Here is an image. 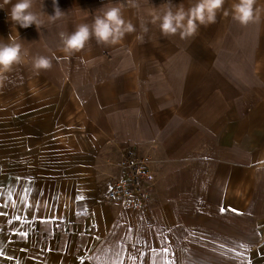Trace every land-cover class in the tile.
<instances>
[{"label": "crops", "instance_id": "obj_1", "mask_svg": "<svg viewBox=\"0 0 264 264\" xmlns=\"http://www.w3.org/2000/svg\"><path fill=\"white\" fill-rule=\"evenodd\" d=\"M167 2L33 0L41 24L22 28L9 16L16 0H0V42L11 35L27 53L0 80V205H8L0 207V264H202L201 237L203 254L247 264V208L189 224L171 187L178 175L195 181L203 172L213 192L264 206V197L246 196L250 181L264 191V0L246 26L233 18L239 0H225L216 23L181 40L154 22ZM196 2L171 0L173 10ZM57 6L63 14L53 18ZM112 6L136 31L115 45L93 37L66 54L61 33L91 26ZM38 56L52 68L37 74ZM126 157L149 158L148 213L109 195L127 175Z\"/></svg>", "mask_w": 264, "mask_h": 264}, {"label": "clouds", "instance_id": "obj_2", "mask_svg": "<svg viewBox=\"0 0 264 264\" xmlns=\"http://www.w3.org/2000/svg\"><path fill=\"white\" fill-rule=\"evenodd\" d=\"M5 3H11V0H5ZM255 3L256 0H239L233 5V18L241 25H248L254 20ZM224 4L225 0H197L187 10L183 7L173 10V4L168 0L164 14L154 16V22L159 21L160 31L165 37L179 35L182 39H189L197 35L200 26L207 27L216 23L217 13L222 10ZM32 8L33 0H16L9 13L14 26L28 28L35 25L39 28L41 21ZM62 14L57 6L55 14L51 16L59 18ZM135 31V26L124 19L121 7H108L101 15L95 16L91 26L80 24L71 34L61 33L63 50L69 56L79 53L93 37L97 44L115 45L122 41L126 34ZM144 31L147 32L146 27ZM9 41L7 44L0 42V80H3L4 74L11 72L15 65L22 63L27 55L22 43L17 42L15 37L10 35ZM33 68L37 74L41 70H50L52 60L46 56H38L33 61Z\"/></svg>", "mask_w": 264, "mask_h": 264}, {"label": "rangeland", "instance_id": "obj_3", "mask_svg": "<svg viewBox=\"0 0 264 264\" xmlns=\"http://www.w3.org/2000/svg\"><path fill=\"white\" fill-rule=\"evenodd\" d=\"M155 1H158V0H153L154 5H157L158 3H155ZM178 37L180 38V40L182 39L179 35H178ZM105 50L111 51L110 48H105ZM120 51L124 52V50H120ZM142 62L143 61L137 62V64L139 65ZM121 80L123 82L125 81L124 79H121ZM147 80L152 81V86H158V84H159V81H158L159 78L153 79V77H152L151 79H147ZM142 86L149 87L147 84H144ZM123 107H124V104L121 103L120 104L121 113L124 112ZM136 113H138V111H136ZM138 159L139 158H137V160ZM148 160H149V158H147V157L141 158V161H143L147 165V168L149 169V173H150L148 177H144L143 179H141L142 184L150 183L149 181H150L151 171H150ZM202 163H203V160H201V164ZM200 167L203 168L202 165ZM204 176L207 177V175L202 172V173H200L199 178L197 176V180L191 181L190 179L187 180V176L183 177L181 175H178L177 176L178 182L171 187V189L175 188L177 191H179V194L181 195V197L184 201V204L182 205L181 208H182L183 215L186 217V221H189V224H190L191 216L196 217L199 219L201 227H202L203 221H206V220L215 221V219H213L212 217H207V214H214L212 216L222 214L220 212V208L222 206L223 207L230 206L229 205V199H232V203L230 206L231 208H235L238 211L239 210L243 211V209L246 210V208H247V210L249 211V214H248V241H249L248 245H249V249H248V254H247V261L249 259H251L253 264H264V216L261 215V211H264V206H262L260 204H257L255 206L248 205V207L240 206L239 202H238V198L240 197V194L237 193V195H232L233 192H231V195L229 194V196H228L229 198H228V197H225L224 188H222L221 190H216L213 192L212 189H209L207 184L204 183V180H206V178L204 179ZM150 185H151V183H150ZM184 185H187V186L185 187ZM252 185H253V183H252V181H250L249 182V191H248L246 196L257 197V198L264 197V191H260V190L255 191L252 189ZM144 192H145V202H147V200H148V198H150V196L146 192L145 187H144ZM200 201H206L207 203H213V201H215V204L212 206L211 205L208 206V205H204V204H199ZM218 202H221L222 204H219ZM202 205H204V206H202ZM144 210H146V212L149 210L148 204ZM196 218H194V219L196 220ZM222 223H224V222H222ZM224 226H225V224H224ZM224 226H223V228H224ZM191 229H192V227L186 228L185 239L186 240L189 239L188 241H190L191 239H194V237L192 235L188 236V234H187L188 231H190ZM215 230L218 233H223V231L218 229V228H215ZM202 232H203V230H201L200 235ZM200 242H201L200 248H199L200 252H199L198 257H200L202 264H218L219 262L227 260L226 255H224V254H219V253L213 254V252H209L210 255H208L207 253L203 254L204 244L207 245L208 241L204 240L201 237ZM188 250L190 251V248H188ZM184 256H185V261L189 263L190 262V253H187ZM209 256H210V258H209ZM211 256H213L215 258V260L213 262H208L209 259L212 260ZM219 264H221V263H219Z\"/></svg>", "mask_w": 264, "mask_h": 264}, {"label": "built area", "instance_id": "obj_4", "mask_svg": "<svg viewBox=\"0 0 264 264\" xmlns=\"http://www.w3.org/2000/svg\"><path fill=\"white\" fill-rule=\"evenodd\" d=\"M122 166L127 170V175L117 183V187L113 189L110 197L136 202V205L146 208L144 184L141 179L149 176L147 165L140 159L126 157L121 162Z\"/></svg>", "mask_w": 264, "mask_h": 264}, {"label": "snow or ice", "instance_id": "obj_5", "mask_svg": "<svg viewBox=\"0 0 264 264\" xmlns=\"http://www.w3.org/2000/svg\"><path fill=\"white\" fill-rule=\"evenodd\" d=\"M30 191V189H25V192L27 193V192H29ZM8 205L7 204H3V205H0V207H7ZM31 207V206H30ZM233 212V213H236V214H240L239 213V211L237 210V209H235V208H225V207H221L220 208V212L221 213H225V212ZM3 215H6V213H4V212H0V216H3ZM16 219H20V217H16ZM240 247H245L244 245H240ZM165 252H167V249H165ZM247 264H253V262H252V260L251 259H249L248 261H247Z\"/></svg>", "mask_w": 264, "mask_h": 264}]
</instances>
